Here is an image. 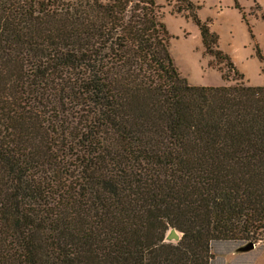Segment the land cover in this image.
<instances>
[{"label":"trees","instance_id":"16d2710c","mask_svg":"<svg viewBox=\"0 0 264 264\" xmlns=\"http://www.w3.org/2000/svg\"><path fill=\"white\" fill-rule=\"evenodd\" d=\"M219 241L264 243V86L189 85L156 0H0V264H211Z\"/></svg>","mask_w":264,"mask_h":264},{"label":"rangeland","instance_id":"374dc122","mask_svg":"<svg viewBox=\"0 0 264 264\" xmlns=\"http://www.w3.org/2000/svg\"><path fill=\"white\" fill-rule=\"evenodd\" d=\"M192 12L178 10L174 1L156 0L169 35L175 67L195 87H220L235 82L264 86V0H188ZM199 20L216 38L214 49L225 55L234 73L205 52ZM223 74L229 78L225 81ZM247 241H219L211 245V264H264V243L240 252Z\"/></svg>","mask_w":264,"mask_h":264},{"label":"water","instance_id":"95a60500","mask_svg":"<svg viewBox=\"0 0 264 264\" xmlns=\"http://www.w3.org/2000/svg\"><path fill=\"white\" fill-rule=\"evenodd\" d=\"M180 239L179 234L174 230V229H170L167 236L165 237V240L167 242H178ZM254 244L253 243H248L246 246L241 247L240 248V252H247L249 250H252L254 248Z\"/></svg>","mask_w":264,"mask_h":264}]
</instances>
